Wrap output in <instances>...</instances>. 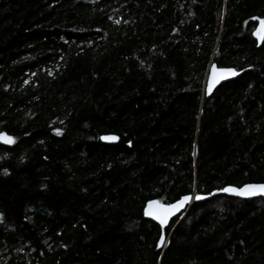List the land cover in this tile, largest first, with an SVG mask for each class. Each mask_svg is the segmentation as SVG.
Instances as JSON below:
<instances>
[{
	"label": "trees",
	"instance_id": "obj_1",
	"mask_svg": "<svg viewBox=\"0 0 264 264\" xmlns=\"http://www.w3.org/2000/svg\"><path fill=\"white\" fill-rule=\"evenodd\" d=\"M262 21L264 0H0V264H264V196L222 192L264 182ZM214 64L239 74L208 96ZM185 195L158 249L147 202Z\"/></svg>",
	"mask_w": 264,
	"mask_h": 264
},
{
	"label": "water",
	"instance_id": "obj_2",
	"mask_svg": "<svg viewBox=\"0 0 264 264\" xmlns=\"http://www.w3.org/2000/svg\"><path fill=\"white\" fill-rule=\"evenodd\" d=\"M232 73H235V75H233ZM238 74L239 73L233 67H220L214 64L210 69L209 77L207 80V95L208 96L212 95L214 91L220 85L230 80H233L234 78L238 76ZM0 137L11 138V135L7 133L6 131H1ZM102 137H116L117 139L106 140V139H102ZM101 140L105 143L115 144L119 142L120 137L117 134L109 133V134L102 135ZM0 144L7 145L9 143H6L4 142L3 139H0ZM249 185L259 186V185H264V182H252V183L244 184L243 186H240V187L229 186L227 188L243 189ZM253 191H256L257 194L256 195H236L233 192H225V191H222V192L224 194H228V195L235 196V197H240L243 199H253V198L264 196V192H260L259 189H253ZM185 197H188L189 199L185 201L184 200ZM193 200H194V195H185L180 200L174 203H171V204L161 203L158 200H149L147 202V205L145 208L146 218L155 221L163 229L161 236L164 237L165 243L163 246H159V242L161 239L160 237L159 242H158V249H164L168 244V237L164 230L165 227H167L170 224L171 220L176 216L181 215L182 216L181 219L184 218V216L190 210ZM182 201L183 203H181ZM173 205H175V207H171ZM161 221H164V223L162 224Z\"/></svg>",
	"mask_w": 264,
	"mask_h": 264
},
{
	"label": "snow or ice",
	"instance_id": "obj_3",
	"mask_svg": "<svg viewBox=\"0 0 264 264\" xmlns=\"http://www.w3.org/2000/svg\"><path fill=\"white\" fill-rule=\"evenodd\" d=\"M261 23H262V25H264V21H262ZM257 34H260V30H258ZM232 74L235 75V73H232ZM0 139H3L4 142H6V143L14 142V141L11 140V138L0 137ZM102 139L115 140L117 138L116 137H102ZM253 189H259L260 192H264V185H259V186L249 185V186H246L243 189L225 188V189H223V191H225V192H233L236 195H256L257 192L253 191ZM188 199H189L188 197L184 198L185 201L188 200ZM196 199H201V197L197 196ZM181 203H183V201ZM171 207H175V205H173ZM161 223L163 224L164 221H161ZM164 243H165L164 237L161 236V239H160V242H159V246H163Z\"/></svg>",
	"mask_w": 264,
	"mask_h": 264
},
{
	"label": "rangeland",
	"instance_id": "obj_4",
	"mask_svg": "<svg viewBox=\"0 0 264 264\" xmlns=\"http://www.w3.org/2000/svg\"><path fill=\"white\" fill-rule=\"evenodd\" d=\"M258 30H260V34H257ZM258 30H257L256 34H257L258 38L261 39L263 37V34H264V25H262V23H261L260 27L258 28Z\"/></svg>",
	"mask_w": 264,
	"mask_h": 264
}]
</instances>
